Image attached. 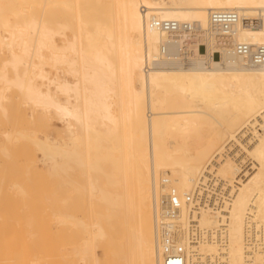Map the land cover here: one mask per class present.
<instances>
[{
	"label": "bare ground",
	"instance_id": "obj_1",
	"mask_svg": "<svg viewBox=\"0 0 264 264\" xmlns=\"http://www.w3.org/2000/svg\"><path fill=\"white\" fill-rule=\"evenodd\" d=\"M238 45L264 46V0H0V154L57 181L42 232L68 242L18 264H177L167 238L182 264H264V65Z\"/></svg>",
	"mask_w": 264,
	"mask_h": 264
},
{
	"label": "rangeland",
	"instance_id": "obj_2",
	"mask_svg": "<svg viewBox=\"0 0 264 264\" xmlns=\"http://www.w3.org/2000/svg\"><path fill=\"white\" fill-rule=\"evenodd\" d=\"M68 35L71 39L70 34ZM45 69L50 74V77L53 78L55 75L54 71L48 66ZM57 75L61 81L65 79L61 70L58 71ZM14 103L15 105L13 106ZM15 106L16 101L9 103L8 110L12 111L11 108ZM26 115L31 117V110H28ZM1 118L0 114V120ZM53 122L56 128H64L61 122L57 120ZM24 125L22 123L17 124L18 128L24 130L32 129L30 125ZM14 126V124H11L4 128L12 129L16 127ZM45 134L57 136L56 130L50 127L45 130ZM2 141L3 139L0 137V142ZM23 147L22 143L15 144V147L9 153V155H12H10L12 157L11 161H8L5 156L0 154V256L4 255V257L13 258V264L19 263L21 253L25 249L29 250L45 246L66 248L68 245L67 239L63 235L49 238L42 232V229L47 225L51 226L53 233L58 231L57 226L52 221V210L46 208L43 203L47 198L58 197V194L54 191L57 181L42 179L34 170L27 172L25 158L22 156L25 155L23 154ZM13 182L21 184L26 194L18 193L16 187L11 188V184H14ZM55 207H58V204ZM42 219H44V222L41 223ZM60 228L63 229V227ZM99 250L100 257H102L101 250ZM101 264H108V261L102 257Z\"/></svg>",
	"mask_w": 264,
	"mask_h": 264
},
{
	"label": "built area",
	"instance_id": "obj_3",
	"mask_svg": "<svg viewBox=\"0 0 264 264\" xmlns=\"http://www.w3.org/2000/svg\"><path fill=\"white\" fill-rule=\"evenodd\" d=\"M211 21L212 24L218 27L224 33L232 32L234 25L239 20L238 15L233 11H213L211 12ZM152 24L156 28H161L167 31H175L179 29H189V24H178L174 21H153ZM249 24L252 26H257V23H253L252 20L249 21ZM237 53L249 60L251 66L261 67L264 65V46H250V45H238ZM173 196L171 200V207L173 211L177 210L179 207L178 201ZM171 249V250H170ZM166 253L168 254L169 261L172 259V262L177 264H182V259L178 258L182 254L181 249L175 253H172V246L170 240L166 239Z\"/></svg>",
	"mask_w": 264,
	"mask_h": 264
}]
</instances>
